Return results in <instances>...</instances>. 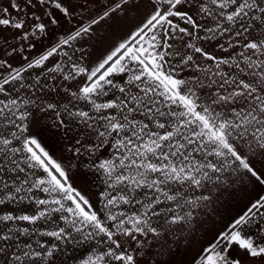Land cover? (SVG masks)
I'll use <instances>...</instances> for the list:
<instances>
[{
    "label": "snow or ice",
    "instance_id": "snow-or-ice-1",
    "mask_svg": "<svg viewBox=\"0 0 264 264\" xmlns=\"http://www.w3.org/2000/svg\"><path fill=\"white\" fill-rule=\"evenodd\" d=\"M141 13L110 47L94 40ZM257 157L264 0H0V264H67L69 245H89L79 264H163L164 238L194 233L229 189L244 208L192 264H264Z\"/></svg>",
    "mask_w": 264,
    "mask_h": 264
},
{
    "label": "crops",
    "instance_id": "crops-1",
    "mask_svg": "<svg viewBox=\"0 0 264 264\" xmlns=\"http://www.w3.org/2000/svg\"><path fill=\"white\" fill-rule=\"evenodd\" d=\"M134 14H126L117 19L102 22L97 28V35L94 38L95 41L99 42V45L107 48L112 45L118 38L127 36L135 26L143 18V13L140 16L133 18ZM87 47V45H86ZM79 55V54H77ZM51 118H43L37 129L40 132L39 138L42 140L43 145L50 151L55 153L56 156L62 155L63 139L61 133L54 127H51ZM63 155H68L63 153ZM106 155L110 156L111 151ZM257 167H260V157L256 158ZM83 182L86 185L91 182L92 176L90 173L85 174L84 170L81 169ZM211 188V185L208 186ZM248 191L251 193L253 199L256 195H264V186H257L255 190L252 189V185L249 184ZM94 191L96 189H93ZM219 195V193H216ZM246 198L239 189H229L225 194L212 204L213 212L202 210V215L198 217L196 230L192 231L185 229L184 231H175L168 234L163 240V248L160 251L163 253L157 258L163 262V264H192L193 258L200 251L201 247L207 243V239L211 238V235L215 231H219L227 223V218L235 215L237 212L243 210ZM202 225V226H201ZM179 228V226H173ZM204 236L206 239H201ZM80 248L87 250L88 245H69L68 249ZM74 253V252H73ZM81 257L75 259L73 264H79L80 259L86 258L90 253L78 252ZM74 253V254H75Z\"/></svg>",
    "mask_w": 264,
    "mask_h": 264
},
{
    "label": "rangeland",
    "instance_id": "rangeland-1",
    "mask_svg": "<svg viewBox=\"0 0 264 264\" xmlns=\"http://www.w3.org/2000/svg\"><path fill=\"white\" fill-rule=\"evenodd\" d=\"M72 27V25H69V24H65V26H64V29H61V31H64V30H66V29H68V28H71ZM47 43H48V41H44V44H42V45H38V47H44V46H46L47 45ZM83 180V178H80V183H81V185L82 186H86V183L85 182H83L82 181ZM89 246V245H88ZM76 251H78V252H87V250H83V249H78V248H72V249H68V253H69V256H72V257H75V259H78L79 257H81L78 253H75ZM75 254H74V253ZM74 259V260H75ZM74 260H68V262H67V264H73L75 261Z\"/></svg>",
    "mask_w": 264,
    "mask_h": 264
}]
</instances>
